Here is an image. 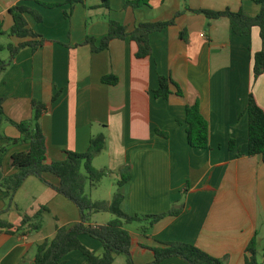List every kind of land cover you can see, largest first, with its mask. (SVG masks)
I'll return each instance as SVG.
<instances>
[{
	"label": "crops",
	"instance_id": "obj_1",
	"mask_svg": "<svg viewBox=\"0 0 264 264\" xmlns=\"http://www.w3.org/2000/svg\"><path fill=\"white\" fill-rule=\"evenodd\" d=\"M71 1L0 0V23L6 33L0 37V46L20 42L7 35L13 25L9 9L18 5L41 17V22L26 18L29 27L50 42L36 51H20L0 76L6 117L14 122L28 121L32 100L46 104L40 124L47 139V156L57 162L64 159V152H85L90 138L103 133L106 146L101 154L105 158L99 166L94 164L95 158L93 166L109 170L110 177L122 167L131 169L132 179L120 189L125 214L156 215L181 208L179 216L165 217L145 235L141 228L148 227L146 222L136 223L135 228L125 226L132 238L135 264L152 261L151 252L143 246H154L155 241L192 244L215 258L227 257L225 264H244L245 246L254 235L257 260L264 264V160L248 156V118L244 113L250 92L264 109V73L257 79L253 76V56L264 51L259 28H253L250 37H239L225 18L209 21L203 15L185 12L173 26L150 35L152 53L146 59L135 58L137 46L128 39L113 40L99 53L83 45L87 36L97 41L105 37L109 21L130 33L139 24L171 21L186 6L208 11L243 9L252 17L261 7L251 0H147L148 6L124 8L125 0H110L105 9L100 0ZM41 4L61 6L47 9ZM182 32L186 41L180 37ZM7 59L8 52L6 57L0 56V65ZM108 75L117 77L118 84H103L101 78ZM160 76H169L183 96H177L172 86L168 100L155 99L152 91ZM58 92L57 101L51 103ZM196 101L208 122L207 149L187 144L185 108ZM156 130L168 137L156 135ZM19 138L12 125L1 124L0 148L7 147L1 168L5 176L16 173L10 166L11 155L29 149L28 144L12 145L9 141ZM230 140L234 141L233 150ZM44 179L57 185L51 175ZM186 184L189 191L183 201ZM24 190L30 194L28 209L19 202ZM92 191L86 187L90 198ZM109 196L106 202L113 197ZM14 201L17 209L2 216L14 225H19L22 215L33 216L41 207L48 211L38 231L24 228L15 235L0 233V264H33L38 245L51 240L58 227L79 221L77 208L35 177L25 181ZM6 206L0 191V212ZM23 208L27 213L22 214ZM100 215L92 217L93 225L111 220L99 222L96 217ZM79 239L89 251L101 254L99 241L87 235ZM65 264L86 262L80 252L73 251ZM160 264L186 263L170 258Z\"/></svg>",
	"mask_w": 264,
	"mask_h": 264
},
{
	"label": "trees",
	"instance_id": "obj_2",
	"mask_svg": "<svg viewBox=\"0 0 264 264\" xmlns=\"http://www.w3.org/2000/svg\"><path fill=\"white\" fill-rule=\"evenodd\" d=\"M72 3L71 0H66ZM103 8H109L110 0H100ZM261 7L260 13L249 16L243 9L233 12L229 9L223 11L191 10L187 6L182 12L175 15V18L168 22L143 23L139 24L132 32L128 33L121 24L109 21L108 33L105 37L97 41L93 37L87 36L83 45L89 46L91 51L99 53L109 48L113 40L124 41L128 39L137 46L136 59H146L151 56L150 35L159 33L167 27L173 26L176 19L190 12L206 17L209 21L225 18L229 21L232 33L239 37H250L253 28L260 30V38L264 40V0H251ZM47 9L60 7V4H41ZM148 6L147 0H125L124 8ZM13 25L7 34L20 42L16 45L8 44L0 46V52L7 51L8 59L1 61L0 76L12 64L20 51L30 48L33 51L50 44L41 36L37 35L28 25L27 16H31L36 22H41V17L32 9L25 5H18L9 9ZM6 35L0 23V37ZM185 33L180 37L185 40ZM264 73V51H260L253 56V76L257 79ZM101 82L105 85L115 86L119 80L113 75L104 76ZM177 89L176 95L183 96L179 87L169 76L158 78V87L152 91L155 99L168 100L172 95L171 87ZM59 92L52 98L51 103L57 101ZM4 99L0 98V126L3 122L12 125L20 134V138L9 140L12 145L28 144L29 149L24 152H16L11 155L10 166L16 170L11 176L3 175L2 161L7 153V147L0 148V191L4 193L6 208L0 212V233L15 235L22 232L24 228L27 232L38 231L42 225L43 214L48 210L46 207L39 208L33 216L22 215L19 225H14L5 220L2 216L10 209L15 208V195L30 177H35L51 187L57 194L70 201L78 210L79 221L70 226L58 227L51 240H46L36 247L33 264H65L66 256L78 251L85 258L86 264H114L119 256L125 258V264H135L133 262L131 246L132 238L125 229L126 225L132 223L146 222L148 227H142L141 233L145 235L148 228L152 227L165 217H177L181 213L180 209L171 208L169 211L156 215H134L129 216L121 209L123 195L121 187L132 179V171L125 166L118 170L117 191L110 202L93 201L86 193V187L95 189L108 174H112L107 169H96L93 160L101 154L106 146V137L103 133L90 138L88 147L83 153L64 152L62 161H51L47 156V139L41 128L40 120L47 111V105L38 100L31 101L32 116L28 121L14 122L6 117L3 112ZM244 113L248 118V156H261L264 160V109L256 102L254 95L250 92ZM185 125L187 134V144L194 149H207L209 147V127L207 120L201 114L199 102L187 105L185 108ZM156 135L167 138L168 135L158 130ZM229 148H235L234 141L230 140ZM45 175H51L57 181L53 186L45 179ZM189 191L186 184L182 190V200L184 201ZM182 201V203H183ZM181 203V207H182ZM17 209V207H16ZM110 214L113 219L104 225H93L92 217L97 214ZM87 235L102 245L101 254L97 255L89 251L80 242V236ZM152 254V261L149 264H160L170 258H178L186 264H225L227 257L215 258L200 248L183 242L161 243L155 241V245L145 247ZM257 239L254 235L246 244L244 249V264H259L257 260Z\"/></svg>",
	"mask_w": 264,
	"mask_h": 264
},
{
	"label": "rangeland",
	"instance_id": "obj_3",
	"mask_svg": "<svg viewBox=\"0 0 264 264\" xmlns=\"http://www.w3.org/2000/svg\"><path fill=\"white\" fill-rule=\"evenodd\" d=\"M6 43V41H4ZM7 52H3L0 53L1 57H6ZM5 123V122H3ZM95 161L94 164L96 166H99L101 164H103L104 161V155L103 154H99L97 157H95ZM116 174V175H114ZM113 174V176H107L105 178H103V180L100 182V184L93 189L92 191V197L91 199H93L94 201H106L109 199V195H114L115 191H116V183L118 181V172H115ZM19 202L22 205V207H24L25 209H28L29 205H30V194L27 190L22 191V193H20L19 195ZM15 203V201H14ZM7 205V204H6ZM16 205V204H15ZM23 208V209H24ZM23 210L24 212H22V214H25L27 212V210ZM97 221L101 222L104 221L105 219L109 218V219H113L112 215L109 214H101L99 217H96ZM131 226L133 228L137 227L136 223H132ZM100 244V243H99ZM116 263L115 264H125V258L123 256H119L116 258Z\"/></svg>",
	"mask_w": 264,
	"mask_h": 264
}]
</instances>
